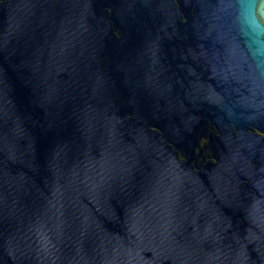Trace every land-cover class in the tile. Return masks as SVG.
Instances as JSON below:
<instances>
[{"label":"water","instance_id":"95a60500","mask_svg":"<svg viewBox=\"0 0 264 264\" xmlns=\"http://www.w3.org/2000/svg\"><path fill=\"white\" fill-rule=\"evenodd\" d=\"M0 264H264V0H0Z\"/></svg>","mask_w":264,"mask_h":264}]
</instances>
